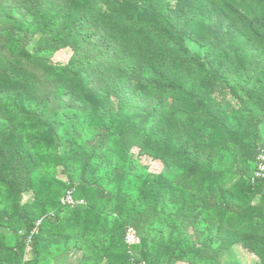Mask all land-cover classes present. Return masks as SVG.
<instances>
[{
  "label": "trees",
  "instance_id": "obj_1",
  "mask_svg": "<svg viewBox=\"0 0 264 264\" xmlns=\"http://www.w3.org/2000/svg\"><path fill=\"white\" fill-rule=\"evenodd\" d=\"M262 126L264 0H0V264H264Z\"/></svg>",
  "mask_w": 264,
  "mask_h": 264
},
{
  "label": "rangeland",
  "instance_id": "obj_2",
  "mask_svg": "<svg viewBox=\"0 0 264 264\" xmlns=\"http://www.w3.org/2000/svg\"><path fill=\"white\" fill-rule=\"evenodd\" d=\"M261 132L264 136V126L261 127ZM154 169H155V167L153 165H151V167H149V170H154ZM27 197L28 196L25 195L23 198L25 199ZM253 202H254V204H263L264 203V201H262V199H260L258 197L254 198ZM134 239H135L134 233L129 232V235L127 236L128 242L132 243V241H134ZM79 255H80V253H74V252H71L70 254H62L53 260V264H78L77 261H78ZM248 260L250 261L249 264H253L255 261L252 256H250L248 258ZM179 264H181V263H179Z\"/></svg>",
  "mask_w": 264,
  "mask_h": 264
},
{
  "label": "built area",
  "instance_id": "obj_3",
  "mask_svg": "<svg viewBox=\"0 0 264 264\" xmlns=\"http://www.w3.org/2000/svg\"><path fill=\"white\" fill-rule=\"evenodd\" d=\"M258 167L257 171L255 172V175L257 177H263L264 178V153L262 152L258 157ZM63 202L68 203V204H74L75 201L72 199L70 195H67L64 199ZM82 202V201H79Z\"/></svg>",
  "mask_w": 264,
  "mask_h": 264
}]
</instances>
